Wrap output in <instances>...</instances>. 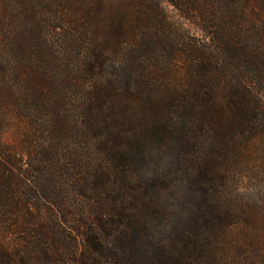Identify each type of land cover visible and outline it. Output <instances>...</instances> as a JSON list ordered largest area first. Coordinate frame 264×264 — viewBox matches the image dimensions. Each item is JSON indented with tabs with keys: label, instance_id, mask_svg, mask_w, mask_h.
<instances>
[{
	"label": "trees",
	"instance_id": "trees-1",
	"mask_svg": "<svg viewBox=\"0 0 264 264\" xmlns=\"http://www.w3.org/2000/svg\"><path fill=\"white\" fill-rule=\"evenodd\" d=\"M0 264H264V0H0Z\"/></svg>",
	"mask_w": 264,
	"mask_h": 264
},
{
	"label": "rangeland",
	"instance_id": "rangeland-1",
	"mask_svg": "<svg viewBox=\"0 0 264 264\" xmlns=\"http://www.w3.org/2000/svg\"><path fill=\"white\" fill-rule=\"evenodd\" d=\"M170 16H171L172 21H179L178 17L175 15L174 12H171V13H170ZM185 27H186V29L189 30V32H190L191 34L199 35V32H198L197 30H195L194 27H192V26H190V25H186Z\"/></svg>",
	"mask_w": 264,
	"mask_h": 264
}]
</instances>
